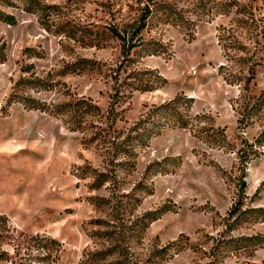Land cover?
<instances>
[{"label": "rangeland", "instance_id": "1", "mask_svg": "<svg viewBox=\"0 0 264 264\" xmlns=\"http://www.w3.org/2000/svg\"><path fill=\"white\" fill-rule=\"evenodd\" d=\"M30 1L0 0L13 17L0 19V264H86L110 247L87 264H207L220 238L255 235L222 262H263L264 0ZM143 24L164 53L123 52L113 29L129 46ZM146 70L159 85L136 89ZM177 96L192 97L189 124L139 137ZM238 206L248 220L231 230Z\"/></svg>", "mask_w": 264, "mask_h": 264}, {"label": "trees", "instance_id": "2", "mask_svg": "<svg viewBox=\"0 0 264 264\" xmlns=\"http://www.w3.org/2000/svg\"><path fill=\"white\" fill-rule=\"evenodd\" d=\"M39 3L35 0L30 1L29 9L35 8ZM45 7H49L46 5ZM156 11L158 12V18L162 19L166 22L172 21L175 22L179 20V15H176V12L171 7H167L165 5H160L156 7ZM13 18L11 15H7L1 11L0 19L1 20H9ZM146 25H141L138 31L134 33L132 37L133 43L129 46H126V36L119 33L118 30L113 29V35L119 38L123 43V52H128L129 55L133 54L137 57L152 55V54H162L165 52L164 45L155 39H146L143 35V30ZM142 33V34H141ZM140 34V35H138ZM131 41V42H132ZM5 42H0V62H3L6 59L5 55ZM134 50V51H133ZM133 51V52H132ZM132 60L135 57H129ZM148 73L152 75H147ZM147 75V76H146ZM135 77V85L136 89L140 90H152L156 88L159 84H155L156 80H161L160 74H154L152 70H146L139 72ZM19 101V99H15ZM189 100H192V97H184L177 96L174 99H171L161 105H157L153 107L149 113L148 117H146V121H148V125L142 126L141 123H137L135 126V130L138 131L142 129L139 137L143 138L145 134L151 133L153 131H157L160 127L166 124H172L176 126L186 127L189 124V117L185 111L189 108V104L187 103ZM10 101H13V97L10 98ZM260 103H264V97L259 99ZM31 108H40L42 110H47L49 107L46 104H39L33 102L29 105ZM157 129V130H156ZM260 210H263L261 207ZM248 210H242L241 206L236 207L231 213L232 217H234V221L230 222V229L234 228L237 224L243 223L248 220L247 214ZM257 211V210H254ZM107 233V232H106ZM27 245H38L40 248L48 249L52 251L54 249H58L62 243L49 236H31L26 238L23 242ZM177 244V243H173ZM257 246H261L259 241V236H242V237H230V238H220L216 245L213 247V252L211 253L210 260L207 264H225L222 262L225 260L231 252L238 250H248L251 248H256ZM118 249V248H117ZM116 251V247H110L104 250L94 251L91 255H87L85 259L87 263H95L98 260L107 259L110 255L114 254ZM120 254H124V252L119 251ZM51 254L46 255H38L35 259H27V261H20L16 264H50ZM105 264H124V260L117 259L116 261L106 262ZM130 264V262L128 263ZM234 264H264L263 262H255V261H246L243 263H234Z\"/></svg>", "mask_w": 264, "mask_h": 264}]
</instances>
